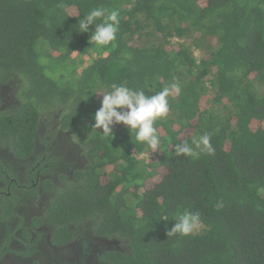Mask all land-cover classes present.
<instances>
[{
  "label": "trees",
  "instance_id": "trees-1",
  "mask_svg": "<svg viewBox=\"0 0 264 264\" xmlns=\"http://www.w3.org/2000/svg\"><path fill=\"white\" fill-rule=\"evenodd\" d=\"M97 7L120 13L104 46L90 40L94 25L79 32ZM173 82L180 93L154 122L155 161L139 158L153 150L124 124L107 138L92 127L112 84L151 96ZM5 85L20 104L0 113V140L18 138L20 159L35 150L40 113L59 115L80 138L87 163L48 214L63 241L88 224L125 245L107 255L113 264H264V0H0V91ZM205 132L215 155L203 146L198 158L175 154ZM185 212H199L202 229L168 237Z\"/></svg>",
  "mask_w": 264,
  "mask_h": 264
},
{
  "label": "flooded vegetation",
  "instance_id": "flooded-vegetation-1",
  "mask_svg": "<svg viewBox=\"0 0 264 264\" xmlns=\"http://www.w3.org/2000/svg\"><path fill=\"white\" fill-rule=\"evenodd\" d=\"M19 104L3 86L0 113L16 112ZM36 129L35 150L26 160L18 156V150L24 149L18 138L0 140V264H113L107 255L125 251L120 240L98 236L84 224L72 227L63 241L50 223L48 214L59 191L75 181L76 170L84 168L87 160L80 138L74 139L59 115L52 119L40 113ZM43 155L37 164L51 155L61 161L49 172L37 171L40 165L35 161Z\"/></svg>",
  "mask_w": 264,
  "mask_h": 264
},
{
  "label": "clouds",
  "instance_id": "clouds-1",
  "mask_svg": "<svg viewBox=\"0 0 264 264\" xmlns=\"http://www.w3.org/2000/svg\"><path fill=\"white\" fill-rule=\"evenodd\" d=\"M108 13L105 15V13ZM119 10L104 8H94L79 19V32H88L89 26L94 25L90 40L97 45H108L116 39V34L120 24ZM102 18V19H100ZM100 22L97 23V20ZM180 85L173 82L165 86L161 91L154 95H146L143 90L129 88L124 85L112 84L111 90L103 94L101 106L94 114L95 123L92 125L95 129H102L105 138L112 136V127L115 124L122 123L134 132L135 140L148 145L153 151H156L161 145V139L154 127L157 118L167 115L169 111L168 97L172 92L180 93ZM193 145L195 147H193ZM205 151L209 155H215V149L211 144V133L205 132L199 138H193L192 144L182 142L175 146L177 156L185 155L198 158L200 155L195 149ZM224 206L223 200H218L215 208L221 209ZM201 224L199 212H185L179 214L173 226L167 230L168 237L177 234L188 236L197 230Z\"/></svg>",
  "mask_w": 264,
  "mask_h": 264
},
{
  "label": "rangeland",
  "instance_id": "rangeland-1",
  "mask_svg": "<svg viewBox=\"0 0 264 264\" xmlns=\"http://www.w3.org/2000/svg\"><path fill=\"white\" fill-rule=\"evenodd\" d=\"M174 41H176V40H174ZM189 42H190V41H189ZM194 53H195L197 59H200V58L202 57V55H203V52L200 51V50H195ZM187 135H190V132H189V131L186 133V136H187ZM153 155H154V151H152V152H147V153H145V154L139 156V158H140V159H144V161H145L146 163H150V162H152L153 160H154V161L156 160V155H155L154 157H153ZM107 171H108V172H111V171H112V168H108ZM158 174L161 175V176H163V175L165 174V170H164V169H158ZM158 181H159V177H156V178L152 179V181L150 180V181L148 182V184H147L146 187H147V188L152 187V186L155 185ZM201 229H202V227L199 226V228H198L197 230L193 231V232H199Z\"/></svg>",
  "mask_w": 264,
  "mask_h": 264
},
{
  "label": "bare ground",
  "instance_id": "bare-ground-1",
  "mask_svg": "<svg viewBox=\"0 0 264 264\" xmlns=\"http://www.w3.org/2000/svg\"><path fill=\"white\" fill-rule=\"evenodd\" d=\"M48 120V119H47Z\"/></svg>",
  "mask_w": 264,
  "mask_h": 264
}]
</instances>
